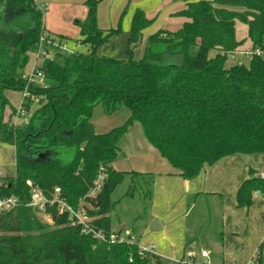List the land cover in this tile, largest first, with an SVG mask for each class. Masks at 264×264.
Returning a JSON list of instances; mask_svg holds the SVG:
<instances>
[{
	"label": "trees",
	"instance_id": "obj_1",
	"mask_svg": "<svg viewBox=\"0 0 264 264\" xmlns=\"http://www.w3.org/2000/svg\"><path fill=\"white\" fill-rule=\"evenodd\" d=\"M102 1L84 0L86 17L76 23L77 43L88 51L56 53L41 66L37 84L28 82L23 70L45 31L44 12L33 0H0V144L13 146L15 168L13 177L0 178V200H17L15 208L0 213V264H160L157 256H139L136 244L110 245L84 235L56 206L43 210L51 225L29 206L33 188L47 199L59 188L73 210L83 204L90 224L106 239L122 233L112 231L111 195L125 176L138 174L110 165L136 124L150 148L186 182L225 157L264 155V0L187 4L173 14L185 19L182 27L149 36L140 59H134L131 46L152 20L139 10L126 34L125 59L97 54L123 34L120 21L115 29L98 28ZM237 22L246 27L251 45L247 65H227L243 45ZM24 90L28 118L16 127L11 121L16 110L6 94ZM96 105L107 116L124 106L130 116L98 135L91 124ZM100 168L105 170L101 190L87 198ZM133 192L130 187L126 196ZM253 194L264 196V180L250 170L237 190V208H249ZM255 262L260 264L259 255Z\"/></svg>",
	"mask_w": 264,
	"mask_h": 264
},
{
	"label": "crops",
	"instance_id": "obj_2",
	"mask_svg": "<svg viewBox=\"0 0 264 264\" xmlns=\"http://www.w3.org/2000/svg\"><path fill=\"white\" fill-rule=\"evenodd\" d=\"M33 1L45 7L43 28L47 33L63 40L79 36L76 23L82 22L86 17L84 0ZM198 1L103 0L97 6V26L106 31L115 29L120 21L122 33L126 35L137 10L143 12L148 20H153L156 14L162 13L168 23L165 24L167 27H160L161 24L158 25L155 21L142 33L141 40L147 41L157 31L179 30L185 19L174 17L173 14L185 9L187 4ZM79 39L80 37L77 42ZM250 50H242L241 47L239 52ZM242 59L245 57L239 56V60ZM9 93L11 92L6 96L17 111L19 104H12ZM8 117L9 112L5 119ZM140 144L139 149L131 152L120 149L118 158L110 168L116 172L138 174L137 177L127 175L125 178L130 182L140 179L146 187L150 220H156L160 226V230L155 232V251L158 257L179 258L185 252H197L199 249L200 252L207 253V261L211 264H248L258 255L259 263L264 264V196L253 194L251 206L246 209H238L236 205L237 190L249 177V171L256 172V176L264 174L261 167V157L264 155L225 157L214 165L205 167L196 179L186 182L145 140ZM13 176L14 174L0 178ZM49 220L47 217V221ZM122 227L124 229L120 231ZM125 229L124 225L118 230L112 227L113 232H125ZM147 231H144L147 237L154 238ZM146 240L140 242L148 244L149 241ZM196 258H199V254Z\"/></svg>",
	"mask_w": 264,
	"mask_h": 264
},
{
	"label": "rangeland",
	"instance_id": "obj_3",
	"mask_svg": "<svg viewBox=\"0 0 264 264\" xmlns=\"http://www.w3.org/2000/svg\"><path fill=\"white\" fill-rule=\"evenodd\" d=\"M189 1H198V0H189ZM203 1H212V0H203ZM156 4V3H155ZM154 4V6H155ZM151 6V5H149ZM160 9L158 10V12ZM44 14V13H43ZM156 18L152 20V25L156 21L161 24L160 27H167L168 25L166 20L162 17V13L156 14ZM1 29V27H0ZM236 37L238 40L243 41L242 50H248L251 48L250 42L247 38V29L246 27L240 23H236ZM79 36L68 37L66 41L67 49L73 50L75 53H85L88 51V48L78 44ZM146 40H140L135 45L131 46V51L133 52L134 59H140L142 56L143 48L146 45ZM127 46L126 35L122 34L120 36H115L109 40V42L103 46H100L97 49V54L99 56L104 57H113L117 59H125V51ZM212 55V54H211ZM243 65H247L248 61L245 59L241 60ZM35 57L31 53L29 54L28 63L26 64L23 75L24 77H30L32 74V70L34 69ZM232 62L229 60L227 65H231ZM33 83L39 84L40 80L32 81ZM12 99V104L17 106L21 104L22 94L21 92H11L9 93ZM18 107V108H19ZM35 104H33V107ZM17 112V111H16ZM20 116V115H19ZM130 112L129 110L122 106L119 110L113 113L110 116L104 114L101 105L94 106L92 110L91 116V124L93 127V131L95 134H105L109 131L122 126L126 120L129 118ZM19 118V117H18ZM17 118V122H15L12 118V124L16 127H23L26 125V120L28 118L27 115H24L23 118ZM143 136L141 129L138 124L134 125L133 129L129 130L128 135L123 138V141L119 144V148L126 152H131L135 149L140 148V143L143 141ZM4 146V147H3ZM261 167L264 169V156L261 157ZM14 149L8 145L0 144V176H12L14 174ZM261 171V170H260ZM264 170H262L263 172ZM7 179H9L7 177ZM130 187H134L133 197L126 196ZM147 190L144 184L140 179H134L133 182H130L128 178H125L124 181L115 189V191L111 195V200L114 203V207L110 213V221L114 230H118L120 226H125V234L129 235L132 240L142 246L153 245L155 248L156 245V234L153 231H147L150 229V224L154 220H150V208L147 204ZM38 219L48 225H51V221H47V217H44L42 214H37ZM147 231L149 236H154V238H148L146 235ZM124 234V235H125ZM148 240V244H142L140 241ZM146 240V241H147ZM156 249V248H155ZM154 249V250H155ZM194 251V249H192ZM196 251V250H195ZM193 252L196 256L200 253L198 249L197 252ZM156 253V251H155ZM186 253V252H185ZM256 253V252H255ZM157 254V253H156ZM158 255V254H157ZM182 257L179 258H168V256L162 257L159 256L160 264H189L186 263V259L182 260L181 263H178ZM202 263L201 259L196 258L195 264ZM209 264H211L209 262Z\"/></svg>",
	"mask_w": 264,
	"mask_h": 264
},
{
	"label": "built area",
	"instance_id": "obj_4",
	"mask_svg": "<svg viewBox=\"0 0 264 264\" xmlns=\"http://www.w3.org/2000/svg\"><path fill=\"white\" fill-rule=\"evenodd\" d=\"M39 10L44 12L45 7L42 5H39ZM66 41L57 37H54L44 31L37 42L36 49L32 53L35 57V64L34 69L32 70V74L30 77H27L28 82H32L35 80H41L42 73L40 71L41 66L46 62L50 61L54 58L56 53H59L61 55H73L75 52L73 50H68ZM256 55H261L260 52H255ZM239 56L245 57L246 60H250L252 53L250 51L246 52H239L234 55H229V59L233 61L237 65H242V61L239 60ZM26 78V77H25ZM28 96V93L26 90L22 92V101L20 104V107L17 109L15 119L14 121L17 122V118H23L24 117V111L22 107V103L24 99ZM20 115V116H19ZM18 118V119H19ZM26 123V122H25ZM104 168H100L99 175L95 179L93 183V187L88 191L86 197L90 199H94L97 194L101 190L102 182L105 178L104 176ZM260 178L264 180V174L260 175ZM48 205L49 207L56 206L58 209V214H67L69 220L74 225H78L82 229V233L84 235H91L94 240L97 242H107L108 244H127L132 245L136 244L138 249V255L142 257H150V256H157L155 253V248L153 245H146L142 246L137 243H135L132 238L125 234L124 232L120 234H111L108 239L104 237L102 232L97 231L94 229V227L90 224V220L86 214L85 209H83V204H80V207L77 210H73L61 197V191L59 188H54L53 192L50 194V197L47 199L44 197L43 193L37 189L33 188L31 190L30 195V204L29 206L33 208V210L36 212V214H42L45 206ZM17 206V200L14 197H10L7 199L0 200V213L9 211ZM45 216V215H44ZM48 217V216H47ZM49 218V217H48ZM125 234V235H124ZM159 258V257H158ZM199 258L202 260V263L200 264H209L207 261V253L202 251L199 253ZM186 259V263L189 264H195L196 255L193 252H186L182 259L178 262L181 263L182 260ZM131 262V260H130ZM248 264H257L255 262V258L251 260Z\"/></svg>",
	"mask_w": 264,
	"mask_h": 264
},
{
	"label": "water",
	"instance_id": "obj_5",
	"mask_svg": "<svg viewBox=\"0 0 264 264\" xmlns=\"http://www.w3.org/2000/svg\"><path fill=\"white\" fill-rule=\"evenodd\" d=\"M123 227L120 229V231H123ZM150 230L155 232V231H159L160 230V226L158 224V222L156 220H154L151 224H150Z\"/></svg>",
	"mask_w": 264,
	"mask_h": 264
}]
</instances>
